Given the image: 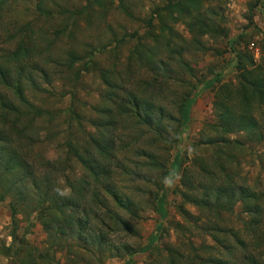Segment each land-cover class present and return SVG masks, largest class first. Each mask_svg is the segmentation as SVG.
Returning <instances> with one entry per match:
<instances>
[{
  "label": "trees",
  "instance_id": "trees-1",
  "mask_svg": "<svg viewBox=\"0 0 264 264\" xmlns=\"http://www.w3.org/2000/svg\"><path fill=\"white\" fill-rule=\"evenodd\" d=\"M12 1L0 0V203L8 200L13 221L18 215H34L46 236L43 249H35L23 264H59L55 259L58 253L71 264H91L90 258L103 264L104 259L110 256L123 257L152 251L162 232L161 223L143 247L135 249L129 241L138 237L134 225L138 220L135 202L145 186L141 189L137 184L160 182L145 179L142 175L135 179L142 168L138 160L142 156L144 165L146 155L150 169L164 170L170 175L179 171L180 153L175 155L167 170L166 166L155 162L158 153L153 149L165 154L167 145L172 146L177 141L181 128L190 120L191 109L198 96V93L192 97L185 95L179 101L157 96L162 92L166 94V90L175 93L180 76L191 74L192 69L181 58L182 47H173L169 43L172 39L177 40L176 36H171L172 39L167 42L163 33L171 30L161 23L157 34L152 37L156 46L148 50L138 42L136 54L138 50L145 53L140 56V61H136L139 66L127 72L126 82L122 79L111 80V83L104 81L107 88L101 95L100 103L91 107L92 115L87 117L94 132L86 133L88 139L82 141L79 136L85 114L78 108L79 99L76 97L82 76L76 64L81 63L82 55L71 48L59 53L63 57L55 56L53 59L46 31H33L28 21L5 20L3 16L10 11ZM202 1L209 0H177L166 10L168 15L174 11L189 18L185 23L193 35L195 48L202 46L200 37L216 33L200 13L192 14L198 11ZM116 8L125 15L130 14L128 0H117ZM106 10L107 0H85L79 8L55 2L46 6L38 3L35 7V11L45 17L81 15L87 21L93 13H106ZM150 51L161 54L154 57V53L148 55ZM94 55L90 52L84 67H89L88 63L96 64ZM132 56L130 59L134 61ZM89 68L95 69L96 65ZM144 68L151 73L149 80H145L141 73ZM67 75L74 81L73 88L68 92V105L45 106L44 95L54 89H60V96L66 98L63 80ZM260 76L254 71L244 70L239 86L243 97L249 92L257 94L259 106L264 109V84ZM101 79L104 80L105 76ZM134 80L135 85L129 87ZM218 80L219 75L205 80L199 92L209 90ZM166 101L177 106L176 116L162 104ZM230 119L247 136H257L260 140L255 119L244 114L233 117L230 114ZM119 122L125 124V131L128 124L129 129L130 126L141 125L148 128L149 136L144 141L148 153L131 151L124 145L126 143L119 142ZM171 124L180 130L168 134L166 127ZM126 136L132 137V145L136 144L132 133ZM131 166L137 172L130 171L128 168ZM114 168L129 174L131 181L117 185L111 179ZM218 180L220 178L214 183ZM234 198L235 195L227 187L222 184L215 187L209 181L201 189L198 204L201 209L211 210L208 204L213 200L220 202ZM239 198L243 205L245 233L243 238H239L235 231L233 238L243 250V259L239 261L237 258V263L214 260L212 264H264V193H248ZM166 204V195L162 192L155 200V213L160 220L168 217ZM12 249L7 248L8 253ZM14 256H18L16 251ZM125 264H131L130 259Z\"/></svg>",
  "mask_w": 264,
  "mask_h": 264
},
{
  "label": "rangeland",
  "instance_id": "rangeland-1",
  "mask_svg": "<svg viewBox=\"0 0 264 264\" xmlns=\"http://www.w3.org/2000/svg\"><path fill=\"white\" fill-rule=\"evenodd\" d=\"M176 1L128 0L130 14L125 15L117 10V0H107L106 13H93L87 21L81 15L45 17L35 11L38 3L46 6L55 2L69 8H79L85 4V0H26L23 3L13 0L8 16H3L7 21H28L33 31H46L53 59L55 56L63 57L59 53L71 48L82 55L83 60L76 64L82 75L76 93L78 108L85 114L79 136L82 141H86L89 133L94 132L87 117L92 115L91 107L100 103L107 83L117 79L126 82L127 72L136 69L139 66L136 61L145 54L139 50L136 54V45L139 42L148 50L156 46L152 37L157 34L161 23L171 30L164 32L163 38L169 42L171 36H176L177 40L172 39L169 43L173 47H182L181 58L192 69L190 75L184 73L180 76V84L176 86L175 93L166 90V94H157L179 101L185 95L192 97L198 93L185 127L181 130L174 124L166 127L168 134L180 130L177 141L172 146L167 145L165 154L153 149V152L158 153L155 162L166 166L167 170L175 155L180 153L179 171L170 175L164 170L150 169L146 155L144 165L142 156L138 160L142 163L140 171L137 172L133 166L128 168L137 172L135 179L142 175L145 179L160 181L153 184L141 182V186L137 184L141 189L145 186L135 202L138 220L134 225L138 237L129 241L135 249L143 247L161 223L160 238L148 253L110 256L104 259L103 264H125L128 259L131 264H212L214 260L237 263V258L242 261L243 250L233 238L235 231L239 238H243L245 233L243 205L239 197L248 193H264V109L259 106L257 94L249 92L243 97L239 86L244 70L261 75L259 79L264 84V0L202 1L198 11L194 12L195 7L192 9V14L200 13L216 33L200 37V48L193 46V35L185 23L189 18L179 16L174 11L171 15L166 13L171 3ZM90 52L96 55L95 69H90L94 65L89 63V67H84ZM142 52L146 50L142 49ZM151 53H154V57L161 54L150 51L148 55ZM141 73L145 80L150 79L149 70L144 68ZM217 75L219 80L212 88L199 92L205 80ZM103 76L104 80L101 79ZM104 81L107 82L106 86ZM73 82L68 75L63 80L66 100L60 96V89H54L44 95V105H68V92L73 88ZM135 82L128 86L133 87ZM170 85L173 88V82ZM162 104L176 116L175 104L170 101ZM230 114L232 117L244 114L247 118L255 119L260 140L257 136H247L239 126H234ZM124 125L121 122L117 125L118 134L121 132L119 142L122 140L121 144L126 143L124 145L131 151L142 150L148 153V146L144 142L146 136H149L148 128L141 125L130 126L129 129L128 124V130L125 131ZM129 133L136 140L135 145H132V137L126 136ZM111 179L119 186L131 181L130 175L123 174L118 168L112 169ZM209 181L215 187L219 184L227 187L235 198L220 202L213 200L208 204L211 210L201 209L198 204L201 189ZM162 192L167 201L168 217L165 220H160L155 213V200ZM211 199H214L213 196ZM15 218L13 221L8 200L1 202L0 264H23L35 249L41 250L44 246L46 236L34 215H18ZM262 228L264 232V217ZM11 247L13 249L8 253L7 248ZM15 251L17 257L14 256ZM55 259L59 264H71L60 253ZM89 260L91 264H98L96 259Z\"/></svg>",
  "mask_w": 264,
  "mask_h": 264
}]
</instances>
